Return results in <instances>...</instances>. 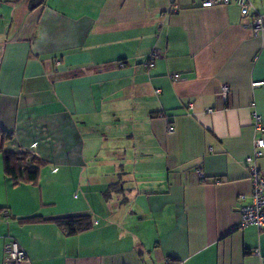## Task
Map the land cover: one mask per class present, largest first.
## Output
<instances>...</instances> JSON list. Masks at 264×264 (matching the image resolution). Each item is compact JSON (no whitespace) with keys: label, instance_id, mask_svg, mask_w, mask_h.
I'll use <instances>...</instances> for the list:
<instances>
[{"label":"crops","instance_id":"1","mask_svg":"<svg viewBox=\"0 0 264 264\" xmlns=\"http://www.w3.org/2000/svg\"><path fill=\"white\" fill-rule=\"evenodd\" d=\"M201 2L0 0L3 151L44 162L14 186L0 153V264L12 241L21 264H264V229L239 212L264 138V29ZM79 216L92 226L75 236L54 223Z\"/></svg>","mask_w":264,"mask_h":264},{"label":"built area","instance_id":"2","mask_svg":"<svg viewBox=\"0 0 264 264\" xmlns=\"http://www.w3.org/2000/svg\"><path fill=\"white\" fill-rule=\"evenodd\" d=\"M234 4L239 8L241 16L244 18H251L252 32L257 34L264 29V18L257 14H250L252 5L248 0H202L201 8H212L216 6H228ZM158 58V53L154 52L148 63L145 64L147 68H152V61ZM172 82H177L180 77L177 75L170 76ZM262 82L252 83V88H260ZM220 98L224 103H227L229 98V88L223 86L220 90ZM207 114H212L213 110H206ZM255 128L264 133V126L261 125L259 117L255 116ZM170 134H173L172 127L168 129ZM254 150L250 157L245 160V166L248 169L249 177L252 184L251 201L250 204L239 209L240 212V227L254 226L258 230L264 229V173L257 168L256 162L264 155V138L254 141ZM244 200V197L241 198ZM25 253L19 248L18 244L14 241L10 242L5 248V262L7 264H21L24 262Z\"/></svg>","mask_w":264,"mask_h":264},{"label":"trees","instance_id":"3","mask_svg":"<svg viewBox=\"0 0 264 264\" xmlns=\"http://www.w3.org/2000/svg\"><path fill=\"white\" fill-rule=\"evenodd\" d=\"M10 140L11 136L0 130V153L3 156L4 174L14 186L37 182L39 169L44 165V162L35 155L24 151L14 154L4 153L3 144ZM40 221L39 217L24 220L27 223ZM54 223L69 237L83 233L92 226L90 218L86 216L61 218L54 220Z\"/></svg>","mask_w":264,"mask_h":264}]
</instances>
